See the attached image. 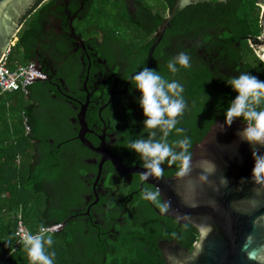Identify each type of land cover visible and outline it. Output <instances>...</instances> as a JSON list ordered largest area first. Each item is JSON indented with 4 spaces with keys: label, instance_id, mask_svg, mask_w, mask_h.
I'll use <instances>...</instances> for the list:
<instances>
[{
    "label": "water",
    "instance_id": "1",
    "mask_svg": "<svg viewBox=\"0 0 264 264\" xmlns=\"http://www.w3.org/2000/svg\"><path fill=\"white\" fill-rule=\"evenodd\" d=\"M40 1L0 0V59L21 20ZM162 1L167 15L147 44L133 53L134 64L108 38L98 45L92 39L81 42L69 29V21L80 20L90 0H51L34 15L18 39L22 58L32 63L27 72L34 74L22 89L37 103L28 124L34 165L24 184L32 183L34 192L50 199L41 215L44 224L55 232L67 225L68 264H102V255L111 254L103 239L114 242L117 233L110 227L122 225L123 210L135 197L138 204L131 214L150 236L125 234L118 245L125 244L127 252L135 248V262L127 264H264V180L251 176L252 153L264 155V147L240 139V119L224 127V112L236 95L226 85L228 79L241 73L256 76L239 63L237 41L245 40L264 64V0H253L261 8L256 37H245L244 22L233 17L239 0H215L213 5L205 3L212 0ZM221 31L231 37L216 40ZM202 35L211 40L200 43ZM92 48L99 58H93ZM180 52L189 56L195 86L177 118L181 131L172 130L166 139L177 152L183 149L175 147L176 141H190L185 153L189 170L178 176L183 162L165 161L159 178L142 181L140 157L133 163L123 153L128 135L136 140L150 131L143 126L140 93L131 78L144 67L159 74ZM112 66L117 67L115 74L110 73ZM108 77L111 89L102 95ZM94 91L97 98L91 97ZM127 109L130 129L122 135V111ZM105 117L114 120L118 133L106 129ZM155 131L161 139L162 133ZM77 169L86 175L78 177ZM106 172L114 192L120 177V188L128 185L126 198L117 194L111 209L112 193L101 189ZM157 190L155 200L144 198L146 191ZM104 211L107 223L102 221Z\"/></svg>",
    "mask_w": 264,
    "mask_h": 264
},
{
    "label": "trees",
    "instance_id": "2",
    "mask_svg": "<svg viewBox=\"0 0 264 264\" xmlns=\"http://www.w3.org/2000/svg\"><path fill=\"white\" fill-rule=\"evenodd\" d=\"M46 2L36 11L27 14V24L11 41L9 51L6 56V65L13 68L16 65H26L27 62L22 58L23 48L19 45L18 39L23 31L28 30L34 15L47 3ZM138 0H94L91 3L87 17V27L91 35H95L98 30L102 37L108 38L112 44L118 47L119 51L127 56L135 49L136 28L130 18L128 5L135 6ZM228 1V0H226ZM215 1L206 4L213 5ZM198 4V3H196ZM156 20L153 21V28L158 26L167 15L166 4L158 3L155 9ZM233 17L236 21H243L246 36L256 37L259 34L258 17L259 10L254 5L253 0H239L234 8ZM231 35L221 31L216 40H226ZM211 37L202 35L200 43H207ZM239 62L245 65L250 72L264 81V64L257 59L246 41H237ZM125 48V49H123ZM159 74L169 82L177 81L183 86L182 96L187 99L192 96L195 80L192 76L190 67H178L176 73H172L168 68L162 69ZM94 97V96H93ZM31 103L29 91L26 98L19 92L2 93L0 95V264H29L23 246L14 248L13 232L15 228V214L20 212L22 221L27 230L36 234L44 224L41 217L46 203L50 202L41 191H33L32 183L24 184L29 178L31 166L34 165L33 150L35 145L33 140L28 139V133L24 132L23 121L29 124L31 119ZM126 110L122 115L126 116ZM53 240L52 246H46L48 253L55 252L54 264H68L70 255L68 245L70 241L64 231L50 234ZM11 238V239H10Z\"/></svg>",
    "mask_w": 264,
    "mask_h": 264
},
{
    "label": "clouds",
    "instance_id": "3",
    "mask_svg": "<svg viewBox=\"0 0 264 264\" xmlns=\"http://www.w3.org/2000/svg\"><path fill=\"white\" fill-rule=\"evenodd\" d=\"M177 65L188 67L189 56L180 52L168 62L167 68L176 73ZM131 84L134 85L132 88L140 93L138 104L144 116L143 126L150 130L147 138L142 137L128 143L131 152L140 157L144 170L140 173L141 180L159 178L163 172L161 165L165 161L169 164L182 161L183 166L177 175L184 176L189 170L190 157L185 153L190 141L188 139L176 141L175 147L183 149L177 152L166 139L172 130L175 129L178 133L181 131L176 125L179 122L177 118L183 114L186 107V101L182 96L183 86L177 81H167L148 67L138 71L131 78ZM226 85L236 95L224 112V127H230L235 120L240 119L244 124L238 134L240 139L250 145L264 147V81L250 73H241L229 78ZM157 129L162 133L159 140L156 139ZM252 158L254 166L251 176L260 182L264 180V155L253 152ZM157 194L158 190L146 191L144 198L155 200ZM48 231V228L41 226L36 234L23 232L21 243L29 264H54L55 252L46 251V246L50 248L53 244L52 237L46 235Z\"/></svg>",
    "mask_w": 264,
    "mask_h": 264
},
{
    "label": "flooded vegetation",
    "instance_id": "4",
    "mask_svg": "<svg viewBox=\"0 0 264 264\" xmlns=\"http://www.w3.org/2000/svg\"><path fill=\"white\" fill-rule=\"evenodd\" d=\"M49 0H41L31 11L30 13L36 11L38 8H40L42 5H44L46 2H48ZM94 0H90V3L88 5L87 10L85 11L83 17L80 20L75 21V18H72L69 23H68V27L70 30H72V32L81 37V42L87 41L89 39H92L94 41L95 44H99L102 38L101 33L98 30L96 31L95 35H91L89 28L87 27V17L90 11V6L91 3ZM215 1V0H212ZM226 1V0H225ZM158 3H163L162 0H138L136 5L133 7L130 5H128V12L130 13V18L134 23V26L136 28V37H135V49L134 51L131 52L130 55H123L125 58V61L129 64H134L136 57L135 55H133V53L137 52L139 48H142L145 44H147V42L149 41V39L151 38V36L153 35L155 29L158 27L156 26L152 31L151 29L153 28V21L156 20V17L154 16L155 13L153 12V10H151L152 8H147L146 5H150V7L153 6V8L155 9L156 4ZM211 2V1H209ZM216 2V1H215ZM208 3V2H205ZM254 5L258 8L259 10V16H260V12H261V8H259L256 3L254 2ZM29 13V15H30ZM29 15H26L22 20H21V24H20V29L18 30V32L16 33V35L21 32L25 25L27 24L26 19L29 17ZM259 20V17H258ZM155 22V21H154ZM259 26V23H258ZM260 29V28H259ZM15 35V36H16ZM14 36V37H15ZM243 40V39H242ZM245 41V40H243ZM238 46V44H237ZM249 46V45H248ZM250 48V47H249ZM125 49V48H123ZM251 49V48H250ZM92 52H95L96 48H92L91 49ZM252 53L254 54L253 49ZM255 56V54H254ZM256 57V56H255ZM93 58H99L98 52H95V54L93 55ZM257 58V57H256ZM258 59V58H257ZM241 64V62H239ZM242 65V64H241ZM117 70L116 66H112L110 73L111 74H115ZM233 72L237 71V67H233L232 69ZM111 84H112V79L111 77H108L107 80H105L103 82V89L100 90V93L102 95H105L107 92L110 91L111 89ZM48 95H52V92H48ZM94 96V97H93ZM99 96V93L97 91H94L91 94L92 98H97ZM31 106L32 107H36L37 103L36 102H31ZM126 116H124V118H122V122L125 123L123 129L120 131V133L122 135H127L128 131L130 129V122L127 121V118L130 115V109L126 110ZM105 121H106V129H110L111 133H118L119 129H114L115 126V122L113 119H110V117H105ZM128 143L131 140H135V135L134 134H130L128 135ZM122 149L118 150V153H121ZM123 153L126 154V157L124 158L125 161L127 160H131L133 163H136L137 161V155L133 152H131V150L128 148L123 149ZM75 174L78 177H84L86 175V172L82 169H77L75 171ZM110 177V173L106 172L105 175L103 176V179L101 181V189H107L109 193H112L111 195V203L109 205H107V209H111L114 205L115 199H116V195L120 194L121 198H126V192L128 191V185L123 186L122 188H120L121 185V181H122V177H120L118 179V183L115 187L116 191L114 192V187L112 185H107V180ZM114 192V193H113ZM138 204V198L135 197L134 201H132L131 203H129L128 205L125 206V209L123 210L122 213V225H112L110 227L111 230H114L117 235L114 238V242H111L109 239H103V244L104 246L108 247L111 251V254H106L104 253L103 256V260H102V264H108L109 262H111L112 264H120L121 261L123 260L124 264L130 263V262H135V257H134V252H135V248H132L130 251H126V245L122 244V245H118L120 241L123 240L125 234L127 232L132 233V232H136L139 235H141L144 238H147L150 236V233H145L137 224L136 221L133 217V215L131 214V211L136 207V205ZM107 211H104L102 213V221L103 223H107L108 222V218H107ZM64 231L66 233V236H68L69 241L71 242L68 230H67V225L60 227V232Z\"/></svg>",
    "mask_w": 264,
    "mask_h": 264
},
{
    "label": "built area",
    "instance_id": "5",
    "mask_svg": "<svg viewBox=\"0 0 264 264\" xmlns=\"http://www.w3.org/2000/svg\"><path fill=\"white\" fill-rule=\"evenodd\" d=\"M8 51L9 47L0 59V95L2 93L19 92L23 98H26L28 95V91L22 89V84L26 82L27 79L34 77V74L27 72L28 67L32 66V63L26 65H16L13 68H9L6 65V56L8 54ZM23 128L24 132L28 133V125L26 124L25 119L23 121ZM14 222V248L12 251L16 250L20 246H23V244L21 243V236L24 231H28L22 221L20 212H17L15 214ZM46 228L49 229L46 235H50L55 232L54 227L47 226Z\"/></svg>",
    "mask_w": 264,
    "mask_h": 264
},
{
    "label": "snow or ice",
    "instance_id": "6",
    "mask_svg": "<svg viewBox=\"0 0 264 264\" xmlns=\"http://www.w3.org/2000/svg\"><path fill=\"white\" fill-rule=\"evenodd\" d=\"M203 234V233H202Z\"/></svg>",
    "mask_w": 264,
    "mask_h": 264
}]
</instances>
